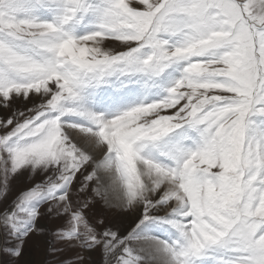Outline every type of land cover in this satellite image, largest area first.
I'll return each mask as SVG.
<instances>
[{
  "label": "snow or ice",
  "instance_id": "snow-or-ice-1",
  "mask_svg": "<svg viewBox=\"0 0 264 264\" xmlns=\"http://www.w3.org/2000/svg\"><path fill=\"white\" fill-rule=\"evenodd\" d=\"M264 264V0H0V264Z\"/></svg>",
  "mask_w": 264,
  "mask_h": 264
},
{
  "label": "rangeland",
  "instance_id": "rangeland-1",
  "mask_svg": "<svg viewBox=\"0 0 264 264\" xmlns=\"http://www.w3.org/2000/svg\"><path fill=\"white\" fill-rule=\"evenodd\" d=\"M45 259V251L43 247L31 248L30 251L26 253L24 257L25 262H29V264H43Z\"/></svg>",
  "mask_w": 264,
  "mask_h": 264
}]
</instances>
